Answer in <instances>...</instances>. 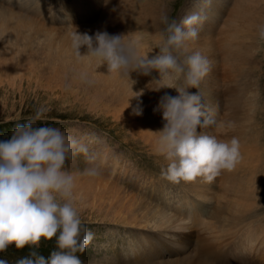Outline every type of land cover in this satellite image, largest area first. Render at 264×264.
Wrapping results in <instances>:
<instances>
[{
  "label": "rangeland",
  "instance_id": "1",
  "mask_svg": "<svg viewBox=\"0 0 264 264\" xmlns=\"http://www.w3.org/2000/svg\"><path fill=\"white\" fill-rule=\"evenodd\" d=\"M3 1L6 0H0V3ZM253 1L258 11L255 17H250L253 22L249 25L252 29L249 37L251 48L249 46L245 51L249 53L247 56L253 66H249V73L244 72L249 81L241 82L244 91L240 102L236 101L235 93L226 91L229 80L224 78L225 66L219 52L215 53L218 56L215 59V56H207L210 69L198 87H188L182 76L165 77V83L188 87L190 92L200 91L205 111L213 121L202 130L226 139L235 136L239 140L240 157L235 174L240 177L235 179L243 185L247 183L246 176L252 178L251 184L244 185L249 188L251 185V189L247 195L244 193V196H249L250 204L243 208V214L245 209L250 211L240 215L236 222L235 227L239 231L263 224V217L251 222L252 209L263 206L261 212H264V38L258 35L257 28L264 24V0ZM216 2L219 11L213 12L214 22L211 23H216L211 33L215 40L234 1H211L213 4ZM206 4L204 0H108L107 3L104 0H40L37 10H24L25 19L37 27L33 36L26 43L0 41V139L8 138L17 124L25 123L34 116L38 107L45 106L48 110L43 113L44 118L35 120V124L59 127L87 144L89 149L87 154L69 155L64 166L74 172L92 165L99 169L96 176L78 175L73 189L81 219L94 233L85 250L77 253L83 264H190L191 259L206 253L201 238L214 234L209 239L211 241L222 236L228 213L235 212L234 208L227 206L235 200L234 195L225 191L228 169H222L211 181L197 176L173 182L160 174L161 166L167 161L155 151L158 135L155 131L165 123L158 105L165 92L178 95L177 88L163 85L162 78L159 86H155L149 73L130 70L145 87L143 101L115 100L106 85L102 86L104 93L97 94L95 71L85 70L79 64L81 58L89 56L77 58L67 35L74 27L89 34L97 29H106L109 33L139 35L143 41H140V49L147 46L155 55L159 52L160 32L166 27L163 17L167 16L168 22H179L188 13L203 9L205 23L209 20L204 14ZM73 7L70 18L60 17L61 10ZM79 8H82L81 13ZM203 32L199 31L196 38L186 41L188 49L180 51L181 59L197 49L204 54L200 47ZM80 51L82 55L86 54L87 46L81 45ZM91 59L95 66V58ZM155 70L159 73L158 69ZM233 72L234 79L240 82L236 64ZM81 73H86L87 79H82ZM171 88L174 94L170 92ZM136 107L141 109L139 113L134 111ZM231 108H234L232 113L226 111ZM251 153L254 154L252 158ZM89 155L94 159L88 160L86 156ZM243 161L250 162L248 167L252 162L260 164L262 174L259 171L256 178L251 171L243 172ZM193 192H196L195 196ZM201 195L208 196V199L205 202L199 198L204 205L190 217L186 210L182 212L177 206L181 203L184 206L188 200L186 197L194 200ZM196 203L197 200L193 204ZM209 204H212L210 210L205 211ZM164 211L167 213L166 221L161 215ZM184 217L187 221L180 223L179 218ZM170 221L176 225L179 222L181 228L176 226V232L170 230L171 233L158 229V223L166 225ZM33 247L47 256L57 247L56 238L42 237L38 244L21 248L15 247L13 241L0 251V257L15 264Z\"/></svg>",
  "mask_w": 264,
  "mask_h": 264
},
{
  "label": "clouds",
  "instance_id": "2",
  "mask_svg": "<svg viewBox=\"0 0 264 264\" xmlns=\"http://www.w3.org/2000/svg\"><path fill=\"white\" fill-rule=\"evenodd\" d=\"M202 13L203 9L192 11L179 22L163 17L166 27L159 35V52L151 57L147 51H140L139 35L109 33L106 29L89 34L75 27L67 35L77 58H95L97 65L106 63L108 72L129 75L130 70H136L147 74L155 68L161 78L182 76L188 87H198L210 69L209 58L197 49L181 59L180 51L186 52V41L198 36ZM257 28L264 38V24ZM81 45L87 46L86 54H81ZM81 78L87 79V74L81 73ZM163 85L175 86L179 94L165 92L159 100L165 123L155 131V151L167 161L160 174L173 182L197 176L211 181L222 169L234 168L240 157L239 140L202 130L213 121L205 111L200 91ZM47 110L38 107L33 117L17 124L8 138L0 139V251L13 241L21 248L38 244L42 237L55 236L57 247L47 256L33 247L15 264H83L77 253L85 250L94 233L81 219L73 189L78 175L96 176L99 169L92 165L74 172L64 166L69 155L87 154L89 149L59 127L35 124ZM134 111L139 113L141 109L136 107ZM86 158L93 160L94 156ZM0 264L10 262L0 257Z\"/></svg>",
  "mask_w": 264,
  "mask_h": 264
},
{
  "label": "bare ground",
  "instance_id": "3",
  "mask_svg": "<svg viewBox=\"0 0 264 264\" xmlns=\"http://www.w3.org/2000/svg\"><path fill=\"white\" fill-rule=\"evenodd\" d=\"M39 1L40 0H6L5 2L3 1L2 3H0V41L6 40L13 44L18 43L19 41L26 43V40H28L31 36H33V33L35 32V29H37V27L32 21L25 19L27 15L24 12V10L26 8H30L34 11L37 10ZM232 1L234 2L231 4V12L229 16L226 18L224 25L221 26L219 31V36L216 38V40L213 39L211 35L212 31L215 29L216 23L213 24L211 23L214 22L215 14H213V12L219 11L218 9L219 4L217 2H216L217 4H213L210 2L205 5L204 14L205 17L208 16L207 19L209 20L205 23H203L202 21V23L199 25V31H204L203 32L204 36L200 41V47L204 52V54L208 57L213 58L215 56L214 57L215 59L218 57L217 55H215L216 52H219L221 54L222 64L225 66L224 78L226 80H229V83L226 85V91L235 93L236 101L240 102L242 98L241 93L244 91L243 90L244 86L241 84V82L246 83L249 81L248 76L244 74V72L249 73V69H248L249 66H253L250 65V61H249L250 58H248L247 56L249 53L245 52L247 51L251 43V42L249 43V37L252 35V29L249 28V25L252 24L253 22L251 23L250 17L254 16L255 12L258 10L255 9L253 3L255 1L253 0H232ZM76 4L79 3L77 2ZM211 5H213V7H211ZM73 9L74 7L71 10L68 9L61 10L60 17L62 19L70 18L72 16ZM78 12L81 13L82 8H79ZM141 43H143L142 40ZM140 51L141 52L147 51L149 57L154 55L152 50H149L147 46L145 47V49H140ZM97 63L98 62L95 59V66H94L91 57L81 58L79 60V64L82 66L83 69L95 71V84L97 86L96 87L97 94H103L105 88L103 89L102 86L106 85L108 87L111 97L115 100L138 99L143 101L142 98L145 97V87L141 84L140 80L134 76L132 72H129V75L127 73L108 72L106 63H102L100 65H97ZM235 64L238 66L239 76L241 77V81L239 79L238 80L240 82H237L234 79L235 75L233 76L234 73L233 70L235 68ZM155 71H156L155 68H153L149 72V77L155 86H159V81L161 79V76L159 73H156ZM165 79H166L165 77H162L161 80L163 83H165L166 81ZM165 84H167V82ZM170 92L174 94V90L172 88L170 89ZM243 95H245V92ZM233 110L234 108H231V110L226 109V111L230 113H232ZM249 155L251 158L254 156L253 153ZM249 163L250 162L243 161V168H244L243 172L246 173L251 171L252 175L254 174L257 178V175H259V171L261 173V169L259 170L260 164H256L255 162H252L251 166L248 167L247 165ZM237 167H238V162H236L234 168L228 169L226 174V183H225L226 193L235 196V200H232L227 205L234 208L235 212L233 214L230 212L228 213L226 217L227 218L226 224L224 227V230L225 229L227 230L228 228H231L232 230H227V231L225 230V232H221L224 233L222 236H216L211 241L209 239L212 236H214V234L209 235V237H202V238L198 236L199 238H201L202 241L201 245L202 247H204L206 253L199 255L194 259H191L192 262L190 264H216L217 262H221V264H264V215L263 216L260 215L264 213L261 212L263 206L260 208L252 209L254 210V213L252 214V219H251V222H255L259 217H263L262 225L257 224L253 227L244 228L240 231L239 229H236L237 227L236 222H238V219L241 217L240 215L243 214V208H246L250 204V202H248L249 196H244V195L247 192L249 193L248 190L251 189V185L250 188L244 185L248 184V182L252 180L251 177L248 178V176H246L248 179L247 183L242 185L240 183L241 181H237L235 177L236 176L240 177L238 173L235 174V169ZM254 186L255 185H253V187ZM239 193H241V195ZM193 194L195 196L196 192H193ZM186 198H188V200L187 202L184 201L186 202L184 206H181V204L183 203L177 206L181 211L186 210L188 216L190 217V215L194 211H196L197 209H201L200 207L204 205L202 201L200 202L199 198H201L203 201L206 202L208 196L201 195L200 197H195L194 200L193 198L192 199H190L189 197ZM196 200L197 203L193 204L194 201ZM211 205L212 204H209V209H204V210L205 211L210 210ZM249 211L250 209H245L243 215L247 214ZM161 215H163V220L167 218V213L165 211ZM172 218H174V220L176 219L175 217ZM185 218L186 217H184V219L179 218L180 223L187 221V219L185 220ZM172 221L166 224L168 226L161 224L162 222L159 221L161 223H158L159 224L158 229L160 231L162 230L175 231V229L177 230V228L174 227L180 226L181 228L182 225L179 222H178L179 225H176L172 223ZM202 222L204 223V220ZM188 224L189 223H187V227L189 226ZM154 227H157V225H155ZM234 229L238 233L241 232V234L235 233ZM173 264H177V263H173Z\"/></svg>",
  "mask_w": 264,
  "mask_h": 264
}]
</instances>
